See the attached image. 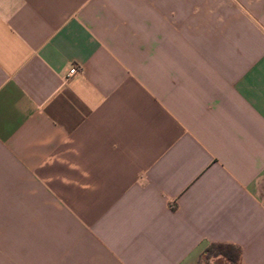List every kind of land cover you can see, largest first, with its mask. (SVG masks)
<instances>
[{"label":"crops","instance_id":"obj_1","mask_svg":"<svg viewBox=\"0 0 264 264\" xmlns=\"http://www.w3.org/2000/svg\"><path fill=\"white\" fill-rule=\"evenodd\" d=\"M212 243L264 264V0H0V264Z\"/></svg>","mask_w":264,"mask_h":264},{"label":"trees","instance_id":"obj_2","mask_svg":"<svg viewBox=\"0 0 264 264\" xmlns=\"http://www.w3.org/2000/svg\"><path fill=\"white\" fill-rule=\"evenodd\" d=\"M240 253H241V250L236 245L223 244V243H212L209 245L206 255L209 258V260L214 256L224 255L231 262L236 263L239 259Z\"/></svg>","mask_w":264,"mask_h":264},{"label":"rangeland","instance_id":"obj_3","mask_svg":"<svg viewBox=\"0 0 264 264\" xmlns=\"http://www.w3.org/2000/svg\"><path fill=\"white\" fill-rule=\"evenodd\" d=\"M202 263H203V264H207V263L209 264V263H210V260H209V258L207 257V255H205V257H204Z\"/></svg>","mask_w":264,"mask_h":264},{"label":"built area","instance_id":"obj_4","mask_svg":"<svg viewBox=\"0 0 264 264\" xmlns=\"http://www.w3.org/2000/svg\"><path fill=\"white\" fill-rule=\"evenodd\" d=\"M78 71V68L77 67H74V68H72L71 70H70V73L71 74H74V73H76Z\"/></svg>","mask_w":264,"mask_h":264}]
</instances>
